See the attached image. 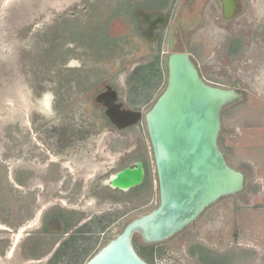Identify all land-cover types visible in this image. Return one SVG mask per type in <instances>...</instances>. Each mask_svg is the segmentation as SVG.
<instances>
[{
    "label": "flooded vegetation",
    "instance_id": "obj_1",
    "mask_svg": "<svg viewBox=\"0 0 264 264\" xmlns=\"http://www.w3.org/2000/svg\"><path fill=\"white\" fill-rule=\"evenodd\" d=\"M112 1L88 0L78 6V14L71 11L64 18L61 31L56 25L47 32L49 45L47 42L39 47L38 53L43 55L42 50L52 45L49 49L53 67L45 84L34 87V92L52 106L50 122L37 129L38 137L49 143V150L60 162L68 163L67 167L93 173L86 184L90 187L87 191L99 204L100 199L131 202L138 191L148 192L154 187L155 174L148 152L133 145L120 149L121 137L123 144L128 142L130 132L144 121L120 128L107 114L109 106H119L121 111L149 109L150 104L132 107L128 102V80L137 66L158 64L163 73L161 93L168 81L169 56L188 49L198 61L204 80L221 88L246 90L248 100L253 85L237 70L249 66L250 54H264V0H126L128 4L119 7ZM100 21L109 26L108 31L113 24L117 30L121 24L130 30L132 33L122 36L128 39L127 44L134 45V51H120L123 47L120 34H115L117 30L104 36L102 47L104 30ZM129 39H134V44ZM42 87L46 88L43 92ZM105 131L110 133L102 152L107 148L112 152L121 150L109 160L100 158V139L105 137ZM124 171L131 172V178L123 180L127 188L115 185L113 180ZM28 175L29 170L21 168L16 171V181L24 185ZM78 187L73 185V189ZM94 216L82 217L74 206H52L42 215L39 226L26 233L21 254L35 263L43 262L42 258L50 254L44 263L47 264L60 245ZM184 243L183 256L196 264L234 262L227 252L211 250L202 242Z\"/></svg>",
    "mask_w": 264,
    "mask_h": 264
},
{
    "label": "rangeland",
    "instance_id": "obj_2",
    "mask_svg": "<svg viewBox=\"0 0 264 264\" xmlns=\"http://www.w3.org/2000/svg\"><path fill=\"white\" fill-rule=\"evenodd\" d=\"M86 1L0 0V164L6 168L12 187L22 195L30 194L36 198L34 216L21 226L12 227L0 221V264L45 263L50 254L42 258L43 262L35 263L25 260L21 251L26 233L38 227L46 210L57 204L65 208L74 206L86 218L112 210H125L123 217L101 233L98 249L127 221L157 205L156 181L148 192L138 191L137 198L131 202L100 199V204L96 203L95 198L90 196L91 191H87L90 187L86 185L93 173L67 167L68 163L60 162L49 150V143L37 135V129L42 128L44 122H50L48 116L52 106L34 92V87L45 84L53 67L49 49L52 45L42 50L43 55L38 53L41 51L38 48L47 42L49 45L47 32L56 25L61 31L60 24H63L64 18L71 11L78 14L81 10L78 6ZM112 3L116 7L128 4L126 0H113ZM110 26L111 31L117 30L113 28L114 24ZM123 26L121 24L115 33L120 34L119 41L123 47L120 51H134V45L127 44L128 39L122 36L132 32ZM100 27L104 30L103 38H100L103 47L106 42L104 36L107 37L106 34L111 31L101 21ZM206 30L208 34L209 30ZM133 40L129 39L131 43ZM137 41L136 38L134 42ZM209 53L210 49L207 56ZM237 71L247 77L244 70ZM247 78L253 85L252 92L248 100L224 112L221 137V146L231 165L248 172L247 185L242 193L221 199L208 208L193 226L163 243L168 252L185 264H196L182 254L186 240L202 242L211 250L227 252L236 261L231 264H264V76H255L249 71ZM162 81L163 73L156 62L141 66L139 73L128 80L129 104L132 107L142 104L151 106L161 91ZM41 89L42 92L46 90ZM110 132L105 131V137L100 139V158L105 160L112 159L121 151L112 152L107 148L105 153L102 152ZM130 134L125 144L121 137L120 149L125 145L144 148L152 163V149L145 124ZM21 168L29 170L24 185H20L15 176ZM152 168L154 172V166ZM74 184H78L79 189H73ZM71 195L73 198L69 199Z\"/></svg>",
    "mask_w": 264,
    "mask_h": 264
},
{
    "label": "water",
    "instance_id": "obj_3",
    "mask_svg": "<svg viewBox=\"0 0 264 264\" xmlns=\"http://www.w3.org/2000/svg\"><path fill=\"white\" fill-rule=\"evenodd\" d=\"M167 66V85L148 110L121 111L108 105L107 112L120 128L144 121L157 205L127 221L84 264H151L139 254L136 242L163 244L193 226L221 199L246 188L247 172L231 165L220 141L223 113L246 101L247 91L209 84L188 49L171 54ZM130 174H116L115 185L127 188L123 180Z\"/></svg>",
    "mask_w": 264,
    "mask_h": 264
},
{
    "label": "trees",
    "instance_id": "obj_4",
    "mask_svg": "<svg viewBox=\"0 0 264 264\" xmlns=\"http://www.w3.org/2000/svg\"><path fill=\"white\" fill-rule=\"evenodd\" d=\"M141 66L144 65L137 66L131 76L138 74ZM35 199L30 194L22 195L17 188L12 187L7 178L6 168L0 164V221L12 227L21 226L34 216ZM124 214L125 210L120 209L92 217L60 245L47 264H84L98 250L101 233L116 223ZM109 239L101 243L100 247ZM136 248L139 254L151 264H157L156 254L163 255L168 252L163 244L148 245L136 242Z\"/></svg>",
    "mask_w": 264,
    "mask_h": 264
},
{
    "label": "crops",
    "instance_id": "obj_5",
    "mask_svg": "<svg viewBox=\"0 0 264 264\" xmlns=\"http://www.w3.org/2000/svg\"><path fill=\"white\" fill-rule=\"evenodd\" d=\"M258 57L251 55L250 58L252 60L248 61V63L251 62V64H249L250 66H248L244 69L242 68L247 73V77H248L249 71L253 72L255 74V76H258V75L264 76L263 75L264 74V54H263V56L261 55Z\"/></svg>",
    "mask_w": 264,
    "mask_h": 264
},
{
    "label": "built area",
    "instance_id": "obj_6",
    "mask_svg": "<svg viewBox=\"0 0 264 264\" xmlns=\"http://www.w3.org/2000/svg\"><path fill=\"white\" fill-rule=\"evenodd\" d=\"M155 262L157 264H185L182 261H179L175 256L170 252H166L163 255L156 254Z\"/></svg>",
    "mask_w": 264,
    "mask_h": 264
},
{
    "label": "bare ground",
    "instance_id": "obj_7",
    "mask_svg": "<svg viewBox=\"0 0 264 264\" xmlns=\"http://www.w3.org/2000/svg\"><path fill=\"white\" fill-rule=\"evenodd\" d=\"M23 230V229H22Z\"/></svg>",
    "mask_w": 264,
    "mask_h": 264
}]
</instances>
